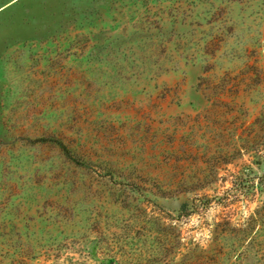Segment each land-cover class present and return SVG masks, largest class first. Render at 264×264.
I'll return each instance as SVG.
<instances>
[{"label": "rangeland", "instance_id": "1", "mask_svg": "<svg viewBox=\"0 0 264 264\" xmlns=\"http://www.w3.org/2000/svg\"><path fill=\"white\" fill-rule=\"evenodd\" d=\"M0 264H264V0H0Z\"/></svg>", "mask_w": 264, "mask_h": 264}]
</instances>
